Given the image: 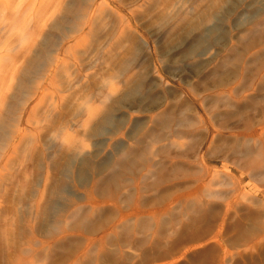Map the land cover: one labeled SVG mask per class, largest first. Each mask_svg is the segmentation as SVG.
<instances>
[{"label": "rangeland", "instance_id": "rangeland-1", "mask_svg": "<svg viewBox=\"0 0 264 264\" xmlns=\"http://www.w3.org/2000/svg\"><path fill=\"white\" fill-rule=\"evenodd\" d=\"M50 1L22 37L0 0V264H264V0Z\"/></svg>", "mask_w": 264, "mask_h": 264}, {"label": "bare ground", "instance_id": "bare-ground-1", "mask_svg": "<svg viewBox=\"0 0 264 264\" xmlns=\"http://www.w3.org/2000/svg\"><path fill=\"white\" fill-rule=\"evenodd\" d=\"M8 1L9 0H3V4L5 5V9H6L5 10L6 13L4 14V16L5 17L7 16L6 18L13 19V23H12V26L5 24L6 28H8V26H9V29H10V32L12 33V35H13L15 29H17V30L19 29L22 37H25L26 34L28 33L29 29H30V28L26 27L24 24V22L27 21V17L29 16L28 14L33 15L31 17L29 16L28 21L32 20L35 22L36 21L35 18L39 15L38 13L41 12L44 3L47 2V0H12L11 7H10ZM52 1H54L53 2V4H54L55 0H51L50 2H52ZM86 10H87V7H84L80 3L79 5H77L76 7H74L72 9V11H71L72 17L69 19V21L72 22L76 17H81L82 15H85ZM186 10H187L186 7H182L181 9H179V12H177V16H182V12H184ZM54 14H55V12H53L52 16H54ZM45 19H46V16L44 15L43 17L40 18V24H38V25L43 26V24L45 23ZM21 24H23V26H21ZM17 26H18V28H17ZM57 27H59L58 30H60V31L62 30L61 24H59V26H57ZM0 31L2 32L1 29H0ZM208 31H210V33H212L214 31V29L209 28ZM23 35H25V36H23ZM23 40L24 39L21 38L20 43L18 42L17 45L12 47L13 43L11 41L4 40V39L0 38V129L4 128L5 120H4V109L3 108L5 105L7 95L10 92V90L12 89V87L14 85V79L17 76L18 65L16 67V64L19 60V55L23 54L24 51L29 52L33 47L32 43H30L31 41H27L29 43V44H27ZM54 45H57L59 47L58 44H54ZM59 48H57L58 51H59ZM15 50H17L18 53L20 52V54L14 53ZM69 51H70L69 48H67L66 52H69ZM39 55L40 54H36V56H34L32 58L33 61L30 64L31 65V72H29V74L30 73L34 74L36 72L38 73L44 67V65L46 63V58L43 57L42 55H40V56ZM23 56H26V54L24 53ZM46 64L48 65V63H46ZM10 65L11 66L14 65V66L11 68ZM54 66H55L54 63L52 62V64H50V66L47 68L46 73L44 75V79L41 83V86H39L38 83L35 86H33V87L37 88L36 91H34L36 97L38 96V94L41 90L47 89L48 86L53 85ZM38 86H39V88H38ZM35 109H36V106H34V108H32V111H35ZM25 112H26V108L23 109L21 115H23V114L25 115ZM21 118H22V116H20V119L18 120V126H17L16 130L11 135L10 145L8 146L9 147L8 153L3 152V154L0 156V184H1L0 186L3 187V189H4L3 193H5V195L8 191L6 189V187L8 186L6 181L9 179L12 180V181L10 180L11 182L19 180V177L17 178V176L13 177L11 175L10 178H9V176L7 177L4 172L8 168L9 162L12 161L11 159H14V157H15L14 155L17 151L18 143L21 141L20 137L23 135V132L25 131V129L24 130L21 129V126H20L21 123L23 122L21 120ZM31 120L32 119L29 115L27 117L26 122H30ZM35 131H37V130H35ZM25 171L26 170H23L22 173Z\"/></svg>", "mask_w": 264, "mask_h": 264}, {"label": "clouds", "instance_id": "clouds-1", "mask_svg": "<svg viewBox=\"0 0 264 264\" xmlns=\"http://www.w3.org/2000/svg\"><path fill=\"white\" fill-rule=\"evenodd\" d=\"M86 147H87V145H86Z\"/></svg>", "mask_w": 264, "mask_h": 264}]
</instances>
